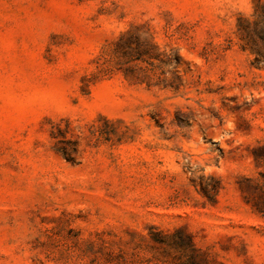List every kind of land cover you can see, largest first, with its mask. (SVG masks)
Wrapping results in <instances>:
<instances>
[{
  "label": "rangeland",
  "instance_id": "obj_1",
  "mask_svg": "<svg viewBox=\"0 0 264 264\" xmlns=\"http://www.w3.org/2000/svg\"><path fill=\"white\" fill-rule=\"evenodd\" d=\"M251 12L0 0V264H264V59L235 34ZM135 26L173 58L165 87L98 73Z\"/></svg>",
  "mask_w": 264,
  "mask_h": 264
},
{
  "label": "trees",
  "instance_id": "obj_2",
  "mask_svg": "<svg viewBox=\"0 0 264 264\" xmlns=\"http://www.w3.org/2000/svg\"><path fill=\"white\" fill-rule=\"evenodd\" d=\"M235 27L240 47L250 51L255 60L264 59V0H252L251 14L238 16ZM172 60L173 58L159 52L153 39L146 36L145 32H141V27L135 26L121 33L111 42L110 47L103 52L97 67L98 73L103 75L119 71L124 78L134 83L145 84L147 87L163 84L165 87L163 68L168 66ZM169 86L172 87V82H169ZM263 149L264 145L257 147L255 151ZM56 151L67 160H70L74 153L67 146L59 147ZM255 151L253 152L254 159L264 160V152L256 154ZM260 176L262 180L250 188L260 192V206L255 204V209L264 216V174ZM249 182L251 180H248ZM202 189L208 197V191ZM218 189L219 187H216V192Z\"/></svg>",
  "mask_w": 264,
  "mask_h": 264
}]
</instances>
